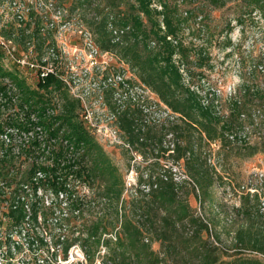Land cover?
I'll return each instance as SVG.
<instances>
[{"label":"trees","instance_id":"16d2710c","mask_svg":"<svg viewBox=\"0 0 264 264\" xmlns=\"http://www.w3.org/2000/svg\"><path fill=\"white\" fill-rule=\"evenodd\" d=\"M75 1L80 4V9L92 12L88 21L91 28L86 29L92 33L99 49L113 54L125 63L136 75L137 81L147 86L157 96L158 101L176 116L173 121L163 126L169 127L171 130H167L174 132L168 133L174 138L177 137L174 149L177 158H186L188 165L196 167L191 175L200 194L208 192L209 187L215 183L214 177L219 178L214 172L217 166L211 161L210 154L206 155L210 149L205 151V145H216L222 154V160L225 152L243 151L254 155L259 151V142L253 143L252 139L258 137L264 143V80L256 83L261 77L260 72L264 73V65L256 63L247 73L242 74L240 86L227 100L229 105L226 110L221 109L223 105L217 89L203 84V69L210 66L213 59V40L205 36L204 23L200 22L203 21V14H211V11L206 9H221L228 0H106L107 5H102L101 0ZM234 1H237L236 11L240 12L235 20L241 23L243 16L255 20L254 14L259 15V20H264V0ZM157 2L161 9L154 6ZM94 3L95 7H92ZM181 3L190 7L184 9ZM69 5L65 3L62 7L69 8ZM122 5L124 8L121 9ZM28 17L36 22L32 32H26L31 26V21H28L24 28L17 27V34L12 36L15 33L13 28L16 27L13 19L10 22L11 30L4 35L14 37L22 44L34 37L39 38L42 44L49 40L53 43L55 32L46 29L45 36L40 34L43 27L42 16L32 9ZM232 21L230 19L225 23V28L220 30V33L224 32V29L227 30L224 43H216L220 50L231 45L228 35L234 27ZM109 24L119 32L123 31L118 35L119 39L116 40L117 35L110 29ZM196 26L198 28H195ZM185 29H189L194 37L202 38V42L196 43L193 39L185 41ZM214 30H217V27ZM3 57L4 52L0 49V61ZM195 74L198 77L196 81ZM4 77L17 79L15 73L8 72L0 64V78ZM16 83L20 92L24 91V94L21 93V102L28 105L30 103L32 110L38 109L37 112L42 118L40 123L48 128L50 137L59 135L58 129H51L59 120V128L66 126L69 131L65 136L77 148L83 149L75 162L68 160L63 166L55 163L50 167L34 162L24 171L26 174L22 176L23 180L30 179L37 170H42L46 175L47 184L56 191L66 192L67 207L72 215L75 212L83 213L84 210L83 202L68 186V178L72 176L75 181H83L90 186L96 181L101 186L98 191L99 201L94 200V203L95 208L102 207L95 213V220L88 225L86 244L83 247L88 261L86 264H95V253L100 251L101 246H105L107 250L102 255L100 264H195L194 260H198L196 264H264V210L258 193L251 195L243 190L240 197L242 205L236 209V220L240 221L234 236L236 251L228 254L226 259L214 255L200 260L206 244L198 242L197 231L209 229V222L198 216L195 219L191 217L188 199L179 197L181 189L173 179L171 171L164 169L161 174L165 175L158 176L151 172L146 176L142 174L139 176L134 195L121 199L124 181L117 175V169L112 166L101 146L77 120L79 102L69 96L61 81L56 76H46L38 82L36 90H30L18 80ZM3 88L0 84V89ZM53 96L63 100V110L57 117H46V105ZM109 96L112 100L111 90L105 94V98L108 99ZM140 118L138 109L128 106L119 114L118 121L126 130L123 132L125 140L146 155L147 152H152V149L155 150L157 145L163 144L165 136L169 134L158 141L149 134L152 126H148L145 132L139 129ZM2 127L0 122V132ZM33 144L36 146L38 142ZM59 149L62 147L59 146ZM164 150L168 152L169 149L166 147ZM63 154L58 150L55 161L63 157ZM200 165H205L206 169ZM8 173V169L3 171V175ZM16 183L14 189L18 191L19 182ZM143 185H147L149 190L145 191ZM243 185L241 183L239 188ZM34 187L37 192L38 185ZM1 195L3 191L0 188V197ZM38 198L40 197L36 195V198L29 202L33 209L31 221L35 224L39 223L38 216L44 213V210L40 211L41 203ZM7 215L16 226L21 225L26 217L20 203L15 208L11 206ZM188 220L192 226H197L191 235H186L185 222ZM115 231L116 239L106 235ZM33 235L34 239H37L36 234ZM56 235H53L56 239L52 240L55 245L60 244L61 248L65 239L62 249L67 256L72 245V240L69 241L71 238L66 240L63 232ZM152 236L162 243L163 248L153 250ZM46 247L47 243L43 237L37 239V250L50 253V249ZM249 252L253 255H249ZM51 255L56 256V252ZM259 255H262V258Z\"/></svg>","mask_w":264,"mask_h":264},{"label":"rangeland","instance_id":"374dc122","mask_svg":"<svg viewBox=\"0 0 264 264\" xmlns=\"http://www.w3.org/2000/svg\"><path fill=\"white\" fill-rule=\"evenodd\" d=\"M56 1L52 0V2L56 3L53 4V8H63L62 6L65 5V3L70 4L69 8L65 7L67 9L65 21L70 22V25L69 23L60 24V32L59 34L54 35L55 39L52 41L53 44L60 46L62 52L67 56V63L69 66H72L71 64L76 63V58L80 54V51L84 48L85 43L84 37L80 33L79 28L86 29L90 27L88 21L92 12L90 13L86 10H82V8L80 9V4L75 0ZM100 2L102 5L108 4L106 0H101ZM236 3L237 1L228 0L227 4L221 9H213L212 7L206 9V11H211V14H203V21L200 22L204 23L205 36H208L209 39L211 38L213 40V47L211 48L213 59L211 61V65L203 69L205 74L203 84L208 87L211 86L213 89H217L221 95V103L223 105V108L221 107L222 110H226L228 108L229 103L227 100L235 93L236 88L240 86L242 74L247 73L256 63L260 62L264 65V20H259L258 14H254L256 18L255 20L249 16H243L241 23L235 20V18L240 15V12L236 11ZM154 6L158 9L162 8L158 2L155 3ZM92 7H95V3L92 4ZM181 7L188 9L190 6L188 4L181 3ZM120 8H124V5ZM1 13L3 21L8 23L5 25L2 24L0 27V35H4L5 32H9L11 30L10 22L13 21L14 16L10 6L2 8ZM230 19L233 20L232 25L234 26L228 35L231 38V45L224 50H220L216 47V43H219L220 41L224 43V39L227 36L225 32L227 31L226 29H224V32L222 33H220V30L225 28V23ZM198 26L195 28H198ZM216 27L217 30H214ZM15 29L18 31L17 26L13 28L15 33L12 34V36L17 34ZM191 39H193L196 43L202 42V38L199 39L194 37L192 32L190 33L189 29H185L184 40L190 41ZM6 40L7 39L0 36V41L8 44ZM15 44L17 47H26L20 41H16ZM111 61L112 69H114L115 72H122L126 74L131 81L138 82L136 75L131 72L128 66L116 56H112ZM0 64L3 68H5V70L15 73L17 76V79L15 80L9 77L0 78V84L4 86L3 89H0V94H3V99H0V122L3 129L0 134L2 132H24V128H26L31 122V119L29 118L30 113L33 112L37 114L38 109L32 110L30 109V103L28 105L27 103L21 102L23 97L21 93L24 94V91L20 92L19 89L16 91L18 97L14 100L13 97H15V95L13 93L9 94L14 87L9 88L8 85L10 83L16 85V80L22 82L24 86L29 87L30 90H36L38 85L29 68H20L16 65V62L7 57V55H5V58H2ZM190 66L194 65L190 64ZM260 70L262 69L260 68ZM260 74L261 77L258 81H256V83L264 80V73L260 72ZM194 79L195 81L198 79L196 74ZM50 98L51 97H49V99ZM112 100H110V96L108 99L106 98L107 106L110 107V110H115L114 102ZM24 105L28 106V111L23 107ZM41 119L42 118L40 116V121ZM77 120L82 123L81 115L78 114ZM103 122L106 123L109 121L103 120ZM118 127L120 131L115 132V135L113 134L114 132L105 131L103 124H101L99 128L95 127L94 129L87 128L86 126V130L89 132V135L93 138V140L101 146L112 166L117 169V175L124 181L121 199H128L130 196L134 195L135 190L137 189L139 176L142 174L146 176L148 172H151L158 176L161 174V171L165 169L171 171V174L175 178L178 176H175L173 166H177L183 174L188 176V179H180L183 182L175 180L181 189L179 197L185 200L188 199L192 218L195 219L196 216H198L204 218V221L209 222V229H198L199 231H197L196 239L198 242L206 244L205 249L202 251L200 260L211 258L214 255L219 256L222 259H226L228 258V254H233L237 249L235 245L236 239L234 236L240 226V221L236 220V209L242 205L240 197L243 190H245L242 186L239 188V185L241 183L244 185L254 184V188H257V184L259 183L255 180V174H259L258 176H260L261 172L264 174V143H262V139H258V137L252 139L253 143L256 141L259 142V151L254 155H251L249 152L244 153L243 151L242 153L225 152L223 160L222 154L218 151L216 145H205V151L210 149L207 151L208 153H206V155L210 154L211 161L217 166V169L214 172L219 178L216 179V177H214L213 181L215 180V183L209 187L208 192H206V194H200L198 188L194 184L193 176L191 175V173L195 171L196 167L188 165V161H185L186 158L178 159L176 152L169 153L164 150V148H166L165 145L169 140L172 142L173 139H175L176 142L177 137L171 139L170 136H165L168 132L174 131H168L167 128L169 129V127L152 126L149 134L158 139V141L165 136L164 140L166 142L164 141L163 144L157 145L155 150L152 149V152H147L146 155L138 150V153L141 155V159L136 161L135 156H133L130 150H128L123 144V142L126 141L123 137V132L126 130L122 128L120 122H118ZM66 132H69L68 129ZM253 132L255 131L253 130ZM116 135L118 140L115 139ZM2 147L3 145L0 142V152L1 149H3ZM9 154L10 151L5 153L4 160L0 157L2 162L0 163V168H2V171H0V180L8 181L5 186L13 184L19 164H25L24 171H26L30 168L32 163L29 159H15L13 157H8ZM35 156L38 157L39 155L35 154ZM3 162L4 167H2ZM147 166H150L148 167L150 169H148ZM200 166L206 169L205 165ZM131 168L134 169V173L131 172ZM7 169L9 170V173L3 175V171H6ZM161 175L165 174L162 173ZM45 181L42 180L40 182V198H38L41 203L40 211L44 210V213L40 214L39 212V214L42 215V217L39 216L41 223L35 224L31 221V226L25 224L22 232L27 231L26 229H30L31 237L34 238L33 234H36L37 239H41V237H43L44 240L46 238H52L55 240L56 237L53 235H60L63 232L66 240L68 237L71 238L69 241L72 240V245L68 250V255L65 256V251L60 248L59 251H56V256H52L51 250L50 253H45L37 250V246L34 248L33 245H30L24 235L17 233L19 229H17L10 217L4 213L6 207H3V205L6 201L3 197H0V247L5 252L6 250L8 251L9 244H16L17 240L22 243L21 250L15 249L13 245L10 247L13 253L11 256L16 264H21L23 261L26 262V264H39L38 260L43 257L46 260H57L56 262L60 264H86L88 261H86L83 247L86 244L85 239L87 238L88 225L95 220V213L102 207L100 206L99 209L95 208L94 203V200L99 201L98 191L101 189V186L98 185L96 181L94 182L95 184L91 186L89 183L83 181L77 182L72 176H70L67 181L68 186H70L75 192L76 197L83 202L82 210H84L83 213L75 212V214L72 215L69 213L66 198L62 199L61 195H59L60 192L65 191H56ZM260 188L263 189H259V193H257L261 198L264 196V187ZM143 189L146 190V188ZM253 194L255 193H251V195ZM64 197H66V194H64ZM34 198H36V196H34ZM187 222H189V220ZM190 225L192 226L191 223ZM192 227L193 229H196L197 226ZM186 235H190L187 229ZM151 238L152 248L154 251L163 248L162 243L157 240L156 237L152 236ZM74 239L76 240L73 241ZM65 242L66 241L64 239L62 248H64ZM33 243L36 245L37 241H33ZM90 244L91 242L89 243V246ZM105 249L107 250L106 247ZM101 251L102 248L100 247V251L95 253V264H99L98 262L102 261V255L106 253L105 252L103 254ZM249 255H253L252 252H249ZM259 256L261 257L262 255ZM179 260L181 261V259ZM197 261L198 260H194L193 262L196 264Z\"/></svg>","mask_w":264,"mask_h":264},{"label":"built area","instance_id":"2783aa9c","mask_svg":"<svg viewBox=\"0 0 264 264\" xmlns=\"http://www.w3.org/2000/svg\"><path fill=\"white\" fill-rule=\"evenodd\" d=\"M53 4L54 2H52V0H0V27L2 24H8L3 21L1 9L10 6L18 28H24L27 22L31 21V26L26 32H32L33 28L36 26V22L34 19H30L28 15L30 10L34 9L43 19L42 32L40 33L41 36H45L46 29L52 30L55 32V35L59 34V25L62 23H69L70 25V22L65 21L67 9L65 7L53 8ZM109 27L110 29H113V33L117 35L116 40L119 39L118 35L123 33V31L119 32L118 29H115L111 24H109ZM79 31L83 35L85 43L84 48L76 58V63L71 64L72 66H69L67 63V56L62 52L60 46L51 43L50 40L42 44L40 43L41 41L39 38L34 37L25 40L23 45L26 47H17L14 37L0 35L7 39L6 42H8V44H6L5 42L0 41V47L4 52V58L5 55H7V57L16 62V65L20 68H29L31 74H33L32 76L35 77L37 84L46 76H56L67 89L69 96L79 102V110L77 113L81 115L82 123L84 126L86 125L87 128H99L101 124H103L105 131L114 132L113 134L115 135V132L120 131L118 127L119 114L127 109L128 106L136 108L140 112L141 118L139 121V129L143 132L147 130L148 126H163L165 123L175 119L176 116L173 115L170 109L158 101L157 96L147 86L140 82L131 81L126 74L115 72L114 69H112L111 59L113 54L101 51L96 45L94 37L90 31L80 28ZM8 87H14L9 94L13 93L15 95L13 99L16 100L18 97L16 94L18 89L17 86L10 83ZM110 90L113 92V102L116 106L115 110L109 109L110 107L107 106L105 98V94ZM0 99H3L2 93L0 94ZM48 101L45 116H59L63 110V100L58 96H53ZM23 107L28 111L29 108L27 105H24ZM29 118L31 119V122L26 128H24V132H2L0 134V142L3 145L0 157L4 158L5 153L10 151L8 157H13L15 159H29L32 161L31 165L35 162L39 165L52 167L55 163L63 166L68 160L75 162V159L82 154L83 149L77 148L72 141L65 136L67 127L64 126L59 128V120L56 121L51 128L58 129L57 132H59V135L50 137L47 133L49 132L48 128L40 123V116L38 113L35 114L31 112ZM103 120L109 122L104 123ZM169 136L171 139L174 138L172 134H169L168 137ZM244 136L245 135H243V137ZM115 139L118 140L117 135L115 136ZM33 142H38V145L35 146ZM123 144L128 150H130L132 155L135 156L136 161L141 159V155L133 145L127 141H124ZM59 146L62 147V149H59ZM166 147L169 149V153H174L175 139H173L172 142L169 140L166 143ZM58 150H61L64 154L63 157L57 159L56 162L55 156ZM35 154H38L39 156L36 157ZM133 168H131V172L134 173ZM24 169L25 164L18 165L15 180L10 186H5L8 181L0 180V188L3 191L1 197L6 201L3 205V207H6L4 211L5 214L9 212L11 206L15 208L18 203L22 205L26 217L21 225L16 226L17 229H19L17 233L24 235L30 245H33L35 248L37 244L35 245L33 241L37 240H34V238L29 235L30 229H26L27 231L24 232L22 231L24 230L23 226L25 224L31 226V217L33 213L29 202L31 198L34 199V196H39L40 182L46 180V175L42 170H37L30 179L23 180L22 176L25 174ZM173 169L175 171V176H178L175 178L173 177L174 180L183 182V179H188V176L183 174L177 166H173ZM258 175L257 173L255 174V180L259 183L257 185L264 187L263 172L260 173V176ZM16 182H19L18 191H15L14 189L17 186ZM34 185H38L37 192H35ZM253 185L254 184L243 185L242 188L250 193H259V189H263L258 186L257 188H254ZM142 187L146 188L145 191L149 190V187L146 185H143ZM64 194H66V192L59 193L62 199L66 198L67 200V194L66 197H64ZM261 206L264 210V196L261 197ZM39 216L42 217L41 215ZM39 223H41L40 220ZM185 223L187 231L191 235L194 229L188 222ZM119 227L120 226H118L117 229H119ZM107 236L116 239V231ZM45 241L47 247L52 253L59 251L61 248L60 244L54 245L52 238H46ZM146 241L148 242L149 239H146ZM12 245L17 250H21L22 248V243L19 240H17L16 244H9L8 251L6 250L4 252L0 247V264H16L11 256L13 255L12 249L10 248ZM101 248V252L104 254L106 252L105 246H101ZM161 258H163V254H161ZM48 261L49 262L43 257L38 260V263L55 264L57 260L51 261V259H49ZM98 263L100 264V261ZM21 264H26V262L23 261ZM56 264L60 263L56 262Z\"/></svg>","mask_w":264,"mask_h":264}]
</instances>
